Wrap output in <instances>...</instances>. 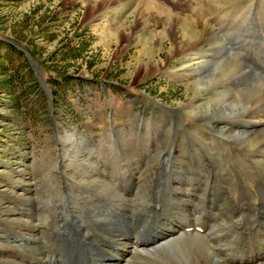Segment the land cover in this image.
<instances>
[{
    "label": "rangeland",
    "instance_id": "374dc122",
    "mask_svg": "<svg viewBox=\"0 0 264 264\" xmlns=\"http://www.w3.org/2000/svg\"><path fill=\"white\" fill-rule=\"evenodd\" d=\"M97 1L0 0V85L5 84L0 86V191L10 190L5 180L16 173L24 178V189H34L37 208H49L53 200L60 206H76L77 213L84 215L82 202L67 191L68 183L87 199L100 194L101 202L113 205L107 188L96 187L78 164L88 157L85 147L97 145L101 151L95 155L105 162L106 170L100 172L106 176L121 175L136 182L142 178L153 186L148 189L155 190L154 181L172 172L173 191H183L187 178L206 190V220L196 231L198 236H185L190 230L184 227L175 229L161 242L160 251L172 238L180 243L184 237L194 238L189 246L208 251L222 264H233L229 258L238 249L251 252L253 247L262 253L264 236L256 222H264V123L256 124L246 113L222 119L217 114L223 104L216 100L219 92H227L228 100L250 104L264 115V91L263 98L254 92L261 99L256 105L244 92L243 82L232 79L225 85L200 88L197 81L209 73L217 75L230 56L264 77V69L256 66L264 64V0L221 4L190 0L197 3L193 10L188 0H111L93 11ZM145 9L153 16L139 18V11ZM182 19L201 34L196 49L205 55L207 67L198 74L189 71V58L171 52L175 33L179 34L173 27ZM209 26L225 45L222 49L216 48L220 42L208 41ZM125 27L130 29L127 34ZM164 27L174 33L165 35L162 44L151 47L145 42L150 32ZM157 63L162 69L146 75V69ZM206 111L211 118L200 120ZM253 130L263 133L257 136ZM247 131L251 133L240 144L229 137ZM248 143V149L243 148ZM164 156L174 164L158 169ZM86 181H91L92 192L84 186ZM170 193L167 189L155 195L153 211L161 216L171 212L180 220L181 203ZM46 194L47 201H41ZM137 194L149 197L141 190ZM90 210L87 207L86 214L91 217ZM53 216L57 217L54 212ZM43 220L52 228L48 216ZM151 220L144 221L146 230ZM4 224L0 219V230L10 223ZM148 249L130 253L127 264H193L173 254L151 256Z\"/></svg>",
    "mask_w": 264,
    "mask_h": 264
},
{
    "label": "bare ground",
    "instance_id": "6f19581e",
    "mask_svg": "<svg viewBox=\"0 0 264 264\" xmlns=\"http://www.w3.org/2000/svg\"><path fill=\"white\" fill-rule=\"evenodd\" d=\"M110 1L111 0H98L97 3L93 5V11L97 9L100 10V8ZM195 1L188 0L189 3L187 4H189L192 10L197 5ZM209 1L215 4H221L222 1L224 2L225 0ZM148 10H140L138 17H152L153 14ZM177 21V26L173 28L179 34L175 33L177 35L176 41L171 43L172 55L174 53L180 55L184 54L187 59L189 58L187 62L189 71H203L207 67V60L203 59L205 55L198 53L196 49L202 41L201 34L191 22L185 19ZM164 28L165 29L162 31L155 30L154 32H150V34L148 33L149 36L145 42L151 45V47L153 45L157 46L162 44L165 35H169L174 31V29L171 30L172 28L168 29L170 27ZM123 30L125 34H127L130 29L125 27ZM207 31L210 35L208 41H218L217 33H215L213 27L209 26ZM218 42H220V40ZM224 46L225 45L220 42L216 48L222 49ZM222 52L223 51H221V53ZM160 69H162L161 65L157 63L150 69L147 68L145 72L147 75L150 74L151 70V72H154ZM218 70L217 75L209 73L199 79L197 81L199 87L208 88V86L225 85L229 80H237L244 83V92L246 91L247 95L252 98L250 100L253 104H259L261 99L257 98L260 97L264 91L263 76L241 63L239 59L234 56L228 57L223 67L220 64ZM226 94L227 92L223 91L217 94V98L219 97V99L216 100V103L218 105L223 104V108H219L218 117L222 119H235L246 113V115L249 114L247 116H251L253 120L256 119L254 121L256 124L264 123V115L258 114V110L250 106V104L242 105L235 100L230 101ZM253 94L257 95V98ZM211 101L212 100H209V102ZM240 105L243 107V110L239 109ZM260 109L262 108L260 107ZM199 111H197V113ZM200 117V120H207L211 118V115H208V111H206L203 112ZM251 132L260 136L263 130H253ZM251 132L229 133V137H232L238 141V143H242ZM203 137L204 134L202 138ZM250 140L252 141V139ZM244 145L243 148L248 149L249 143ZM98 147L97 145L85 147L86 150H88L86 161L84 163H75H78L79 166L82 167L80 170H84L87 177L91 176V179L93 178V181H95L93 183L96 187L99 185L107 188L106 193L109 192L111 199H114L113 205L101 202L100 197H98L101 196L100 194H97V198L94 200L87 199L83 197L85 196L84 192L77 191L68 183L70 188L68 187L67 191L71 193V198L77 199L78 202H82L80 209L84 211V215L77 213L76 206L71 204L69 207L57 205L55 208L56 203L52 202L53 200H50V203H52L51 207L37 208L38 199H36L37 197L35 196L34 189H24V178H19V176L16 177V173H13L12 177L5 180V185H10V190L0 191V195H2L3 198L0 199V219L6 223L4 225L10 224L0 230V239L3 240L0 241V264H127L132 257L131 254L147 251V248H149L148 250L151 256L159 255L167 258L166 256L173 254L174 256L176 255L177 258H180L182 262L192 261L193 264H222L210 253H208L210 254L208 256V251L204 253L200 248L195 250L192 246H189L190 242L198 236L195 231H190L185 235L195 236L193 240L183 239L184 237H181L180 243H178L177 238H172L171 243L166 245L167 249L160 251L161 246L164 244H161V242L173 236V232L170 231H174L175 229L180 231L182 229L180 227H185L186 224H188V226H193V229L194 227L200 226V224H205L204 221L206 219L204 220L205 211L203 208L206 207L207 201L203 198L208 196L205 189L201 188L198 184H194L192 182L193 179L187 178L186 181L184 180L185 186L181 188L183 191H173L172 188L174 187L175 177L174 173L172 177V172L163 173L154 181L156 184L155 190L153 188L152 190L148 189L147 187L153 186L149 185L147 181H144L145 179L142 180V178H139L136 182V179L123 178L121 175L106 176L108 174L104 175L100 172L106 170L105 162L100 161V157L95 155L99 149ZM165 164L173 165V159L164 156V161H162L158 169L164 168ZM90 182H84V186L86 188L88 187L87 190L90 188V192H92ZM167 189L173 193H170V196L174 200L177 198L181 203L180 212L182 213L180 214L182 216L180 220L175 219L176 217L171 212L168 214L165 211L161 216L156 215L153 211L152 202L154 201L155 195ZM139 190L148 192L149 197L140 198L137 194ZM48 198V194L43 195V200L41 199V201H47ZM71 198L69 195L66 196L67 200L70 199V203H72ZM197 203L201 204V208L198 207L197 209ZM170 204L173 203L171 202ZM203 205L205 206L203 207ZM87 207L91 209V217L89 214H86ZM58 209L60 210L55 211ZM189 211H191L187 214L189 217H185L186 212ZM53 212L57 217L53 216ZM47 216L52 221L50 224L53 225L52 228H48L49 225L45 226L44 223L42 224L43 218L45 217L44 220H46ZM150 220V225L146 230L144 221L149 222ZM177 220L178 223L174 225ZM256 225L258 226V231L262 232L261 234L264 236V222L259 220L258 223L256 222ZM156 227H158V230L153 234L150 233ZM178 231H176V233ZM19 238L23 240L20 241ZM262 248V253L254 250L253 247L251 252H247V249V251L238 249L234 251L229 259L233 264H245V262L251 260L253 262L256 261V264H264V240ZM189 252L190 256H187Z\"/></svg>",
    "mask_w": 264,
    "mask_h": 264
},
{
    "label": "trees",
    "instance_id": "16d2710c",
    "mask_svg": "<svg viewBox=\"0 0 264 264\" xmlns=\"http://www.w3.org/2000/svg\"><path fill=\"white\" fill-rule=\"evenodd\" d=\"M7 47H8V48H11V47H12V45L8 43V44H7ZM4 85H5L4 83H1V85H0V86H4Z\"/></svg>",
    "mask_w": 264,
    "mask_h": 264
},
{
    "label": "water",
    "instance_id": "95a60500",
    "mask_svg": "<svg viewBox=\"0 0 264 264\" xmlns=\"http://www.w3.org/2000/svg\"><path fill=\"white\" fill-rule=\"evenodd\" d=\"M245 64H246V63H245ZM246 65L253 69V67H252L250 64H246Z\"/></svg>",
    "mask_w": 264,
    "mask_h": 264
}]
</instances>
